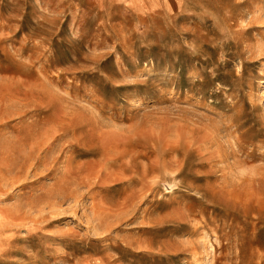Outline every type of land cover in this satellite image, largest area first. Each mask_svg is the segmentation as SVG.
I'll use <instances>...</instances> for the list:
<instances>
[{
    "label": "rangeland",
    "instance_id": "1",
    "mask_svg": "<svg viewBox=\"0 0 264 264\" xmlns=\"http://www.w3.org/2000/svg\"><path fill=\"white\" fill-rule=\"evenodd\" d=\"M0 264H264V0H0Z\"/></svg>",
    "mask_w": 264,
    "mask_h": 264
}]
</instances>
